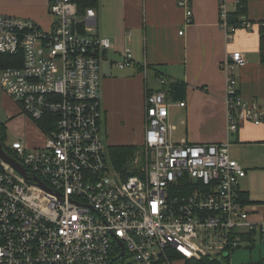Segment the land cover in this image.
<instances>
[{
    "label": "built area",
    "instance_id": "obj_1",
    "mask_svg": "<svg viewBox=\"0 0 264 264\" xmlns=\"http://www.w3.org/2000/svg\"><path fill=\"white\" fill-rule=\"evenodd\" d=\"M47 1L50 30L0 14V54L21 58L20 67L0 71V87L45 138L40 148H8L27 175L0 158V264H233L249 235L264 234V222L253 223L241 202L247 173L230 144L175 143L159 75L162 88L146 93L144 146L125 177L103 130L102 61L112 43L94 34L96 9ZM178 5L191 24L192 0ZM229 13L220 0L228 37L252 28L246 18L230 25ZM246 64L237 51L222 66L232 134L242 123L264 124V106L239 93L235 71ZM133 65L130 50L115 63Z\"/></svg>",
    "mask_w": 264,
    "mask_h": 264
},
{
    "label": "crops",
    "instance_id": "obj_2",
    "mask_svg": "<svg viewBox=\"0 0 264 264\" xmlns=\"http://www.w3.org/2000/svg\"><path fill=\"white\" fill-rule=\"evenodd\" d=\"M179 1L100 0L94 34L112 43L102 61L100 92L106 142L109 148L128 145L141 150L146 129V93L161 89L158 77L164 76L170 123L176 127L172 133L174 142H228L232 158L247 173L239 182L240 198L246 194L251 202L243 203L250 220L263 223L264 124L242 123L236 133H230L227 74L222 66L232 53L242 52L247 64L235 71L239 93L244 100H255L264 106V0H248L246 18L253 26L237 30L232 37L221 25L220 0H192L191 24L186 23ZM236 2L226 0L229 12L237 10ZM0 14L33 20L46 30L52 26L47 0H0ZM126 50L132 52L134 65L121 70L115 63L123 59ZM177 83L185 85L179 99L170 92ZM180 103H185V107ZM0 108L8 116V131L12 128L22 132L20 140L29 148L45 145L38 126L24 117L18 104L6 94H0ZM259 236L264 244V234L256 232L245 249L252 250ZM250 261L264 264V251Z\"/></svg>",
    "mask_w": 264,
    "mask_h": 264
},
{
    "label": "trees",
    "instance_id": "obj_3",
    "mask_svg": "<svg viewBox=\"0 0 264 264\" xmlns=\"http://www.w3.org/2000/svg\"><path fill=\"white\" fill-rule=\"evenodd\" d=\"M80 3V13H83L88 8L96 9L99 6L100 0H78ZM239 4L235 12H230L228 14V23L230 25H240L241 20L246 18L247 15V2L248 0H237ZM247 19V18H246ZM261 48L262 54L264 56V27L261 29ZM21 58L2 55L0 54V71L10 67H20ZM185 91L184 84H174L170 87L171 94L175 99H179ZM7 125L4 122L0 121V141L3 145L4 150L8 155H12V152L6 148L5 141L7 140ZM140 151V148L137 146H128V145H117L110 147L111 158L115 164L116 169L121 172L125 177L130 176L132 160L135 158L136 154ZM241 202L244 204L251 203L246 194H241ZM256 233L249 235L246 240L251 241L253 236ZM187 264H227L226 262H214L208 259L202 261H189Z\"/></svg>",
    "mask_w": 264,
    "mask_h": 264
},
{
    "label": "rangeland",
    "instance_id": "obj_4",
    "mask_svg": "<svg viewBox=\"0 0 264 264\" xmlns=\"http://www.w3.org/2000/svg\"><path fill=\"white\" fill-rule=\"evenodd\" d=\"M0 94H5L1 87ZM8 120V116L5 115V113L0 108V121L6 123ZM32 122L36 126L33 120ZM20 139H22V132L19 133L18 130H13L12 128L9 129V131H7V140L5 141L6 148H9L14 142L21 141ZM43 141H45V139ZM255 244L256 245L252 250H246L245 246L237 250L232 258L233 264H251V258H259L264 251V244L260 241V236L257 237Z\"/></svg>",
    "mask_w": 264,
    "mask_h": 264
},
{
    "label": "water",
    "instance_id": "obj_5",
    "mask_svg": "<svg viewBox=\"0 0 264 264\" xmlns=\"http://www.w3.org/2000/svg\"><path fill=\"white\" fill-rule=\"evenodd\" d=\"M0 158L3 159L4 161H6L7 163L11 164L17 171H19L23 175H27L26 170L16 160H14L11 156H9L6 153V151L3 148L1 141H0ZM246 249L248 250L249 247H246Z\"/></svg>",
    "mask_w": 264,
    "mask_h": 264
}]
</instances>
